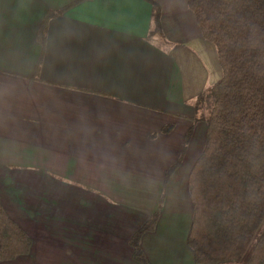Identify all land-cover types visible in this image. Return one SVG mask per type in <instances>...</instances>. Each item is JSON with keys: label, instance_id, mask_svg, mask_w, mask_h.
Masks as SVG:
<instances>
[{"label": "crops", "instance_id": "obj_1", "mask_svg": "<svg viewBox=\"0 0 264 264\" xmlns=\"http://www.w3.org/2000/svg\"><path fill=\"white\" fill-rule=\"evenodd\" d=\"M151 1L162 35L152 34L148 0H0V201L32 241L29 254L0 264H140L132 236L185 184L187 208L165 197L142 248L150 264H196L188 181L206 125L187 143L188 118L222 70L188 0ZM186 209L179 255L157 258L170 249L160 240L177 239L162 226L174 233L167 219Z\"/></svg>", "mask_w": 264, "mask_h": 264}, {"label": "trees", "instance_id": "obj_2", "mask_svg": "<svg viewBox=\"0 0 264 264\" xmlns=\"http://www.w3.org/2000/svg\"><path fill=\"white\" fill-rule=\"evenodd\" d=\"M148 1L154 6L152 34L162 35L159 9ZM188 5L222 70L188 118L193 126L187 143L197 123L206 125L205 146L188 181L193 207L188 245L196 264H264V0H188ZM54 16L48 13L40 28L43 46ZM181 163L182 158L168 168L165 187ZM164 199L131 238L140 264H150L142 238L156 229ZM31 247L0 201V263L26 256Z\"/></svg>", "mask_w": 264, "mask_h": 264}, {"label": "rangeland", "instance_id": "obj_3", "mask_svg": "<svg viewBox=\"0 0 264 264\" xmlns=\"http://www.w3.org/2000/svg\"><path fill=\"white\" fill-rule=\"evenodd\" d=\"M207 104H209V101L207 102ZM196 145H197V147L202 146V143L200 142V138L199 137L196 139ZM186 193H187V186L185 184L183 192H180V193L174 194V195L173 194H167V192H166V196L165 197L167 198V201L168 200L178 201L181 207L185 206L187 208L186 203L184 202L186 200ZM150 198L153 199V201H151V202L154 203L155 199L153 197V194L150 195ZM177 213H180V215L177 216ZM189 213L190 212L187 211V209H186V211L184 213L175 212L174 216L173 215H169L167 220H172L174 218L173 221H175L174 229H173L174 233H171V229L168 228V227H165V226H162L161 231L168 232L170 234V236H174L175 233H176L177 234V239L175 241L173 239H170L167 242L164 241V240H160V242L158 244L159 245V250H161L160 247H163V248H169L170 247V249L165 250L164 252H161L163 250L158 251L157 258H160L161 254H163V253H169L170 255H171V253H174L175 255H179V252L181 251V247H182V244H183V241H184V234L185 233L187 234L188 231H189V225H188ZM185 239H186V237H185ZM172 257H174V256H172ZM178 259H179V257L175 258L173 261H171V264L176 262ZM177 264H194V263L191 262L188 259L187 262L185 261V263L179 262Z\"/></svg>", "mask_w": 264, "mask_h": 264}]
</instances>
